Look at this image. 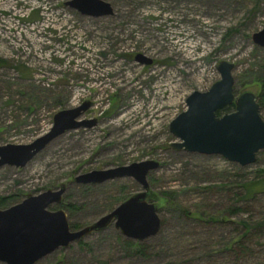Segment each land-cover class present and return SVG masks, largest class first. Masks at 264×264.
Segmentation results:
<instances>
[{"label":"rangeland","instance_id":"374dc122","mask_svg":"<svg viewBox=\"0 0 264 264\" xmlns=\"http://www.w3.org/2000/svg\"><path fill=\"white\" fill-rule=\"evenodd\" d=\"M66 1L0 0V59L10 63L0 65V145L31 143L51 129L57 111L86 100L93 106L82 118L98 123L67 131L25 167L1 166L0 197L15 198L0 209L65 183L64 200L51 209L66 210L64 202L79 205L73 213L66 211L70 224L82 228L123 202L116 200L123 189L129 197L142 186L132 177L89 185L76 183L75 177L148 159L160 162L149 175L155 195L150 199L159 207L160 192L169 190L177 192L182 205L211 214L234 203L230 187H207L234 184L239 171L256 177L264 168V150L247 166L221 155L178 150L172 143L180 139L169 125L187 109L192 92L206 91L221 78L223 60L235 63V90L257 92L246 75L264 72V47L252 39L264 28V0H106L114 14L100 17L83 15ZM137 54L153 63L138 62ZM16 65L25 66L26 73ZM238 204L247 212L237 219L257 222L264 214V192ZM167 208L159 209L162 221L170 215ZM175 222L166 234L189 231ZM156 236L142 240L149 257L138 256L124 249L120 238L125 236L111 224L85 236L84 244L75 241L34 264H165L183 253L184 245L170 253ZM251 244L256 260L263 261L264 229L256 231Z\"/></svg>","mask_w":264,"mask_h":264},{"label":"water","instance_id":"95a60500","mask_svg":"<svg viewBox=\"0 0 264 264\" xmlns=\"http://www.w3.org/2000/svg\"><path fill=\"white\" fill-rule=\"evenodd\" d=\"M65 5L92 17L114 14L112 3L106 0H68ZM252 39L264 47V28L254 32ZM136 60L147 65L153 63V59L144 54H137ZM234 67L233 62L221 61L218 65L221 78L208 90H195L187 97V109L169 125L170 132L180 139L172 143L173 148L203 155H221L241 166L256 162L258 152L264 150L261 104L253 91L236 93ZM231 105H234V111L219 115ZM92 106L93 102L86 100L78 106L57 111L51 129L31 143L0 145V167H25L67 131L95 126L97 118H82ZM159 167V161L148 159L77 175L75 182L83 185L132 177L142 186L141 191L79 229H72L64 208L51 209L64 200L65 183L57 189L29 194L21 202L0 209V261L34 264L57 249L66 248L92 232L105 230L111 224L128 239L142 241L155 236L161 230L162 219L158 204L150 199L153 191L149 175Z\"/></svg>","mask_w":264,"mask_h":264},{"label":"trees","instance_id":"16d2710c","mask_svg":"<svg viewBox=\"0 0 264 264\" xmlns=\"http://www.w3.org/2000/svg\"><path fill=\"white\" fill-rule=\"evenodd\" d=\"M4 64L10 65L9 62L0 59V65ZM15 67L22 74H25L27 71L23 65H16ZM31 72H29L28 78ZM246 76L251 78L250 85L255 83L258 87L255 93L257 94L262 109L264 107V72L257 71L253 73L252 71H248ZM235 91L237 94L241 93L238 86H236ZM60 105L62 106L63 103ZM230 108H234V105L228 106L224 110L227 111ZM221 112H219V115ZM256 172V177L248 178L243 172L241 173L239 171L236 174L234 184L228 181H220L207 187V190L217 188L228 190L230 187V190L233 192L234 203L213 214L203 211L200 208L201 206H196L198 208L192 210L182 205L177 192L174 190L160 192V198L164 202L163 205H160L159 209L167 206V213H170V215L164 216L161 230L156 237L163 241L160 245H164L170 253L178 251V248L182 245H184L183 247L185 249L182 250V254L177 253V256H174L175 260H171L165 264H264V259L263 261L256 260L255 250L251 244L256 231H262L264 229V214L257 222L251 221L250 218L237 219L244 212H247L246 207L238 203H248L254 200L257 194L264 192V168H260ZM225 177H228V175H225ZM86 187L90 188V186ZM235 189L238 191H234ZM123 191L121 195L116 197V200L123 201L128 198L125 193L126 190L123 189ZM151 196L155 197L153 192ZM14 198L15 195L0 197V206L6 207L12 204L11 201ZM61 206L65 207L69 213H73L80 208L75 203L64 202ZM175 220L184 223V226H188L189 231L186 233H180L179 231L173 237L171 234H166V228L176 224ZM71 226L73 229L81 227L79 223L73 225L71 223ZM120 241L121 245L127 251L135 253L138 256L149 257L148 252L150 248L144 241L132 240L125 237L120 238ZM79 243L84 244L82 240ZM161 249L167 251L164 247Z\"/></svg>","mask_w":264,"mask_h":264},{"label":"built area","instance_id":"2783aa9c","mask_svg":"<svg viewBox=\"0 0 264 264\" xmlns=\"http://www.w3.org/2000/svg\"><path fill=\"white\" fill-rule=\"evenodd\" d=\"M41 16H42V15H41ZM40 19L42 20V19H43V17H41ZM37 21H39V20H37ZM48 85H50V84L48 83Z\"/></svg>","mask_w":264,"mask_h":264}]
</instances>
